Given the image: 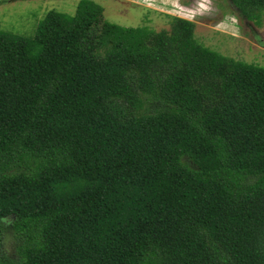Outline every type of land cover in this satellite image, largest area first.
I'll return each mask as SVG.
<instances>
[{"label": "trees", "instance_id": "1", "mask_svg": "<svg viewBox=\"0 0 264 264\" xmlns=\"http://www.w3.org/2000/svg\"><path fill=\"white\" fill-rule=\"evenodd\" d=\"M103 11L0 30V264H264V66Z\"/></svg>", "mask_w": 264, "mask_h": 264}, {"label": "rangeland", "instance_id": "2", "mask_svg": "<svg viewBox=\"0 0 264 264\" xmlns=\"http://www.w3.org/2000/svg\"><path fill=\"white\" fill-rule=\"evenodd\" d=\"M82 0H0V30L35 37L40 22L52 10L75 14ZM103 16L125 27L170 29V17L195 22L202 44L234 59L264 66V13L261 23L249 21L229 0H93ZM205 7L201 8L200 4ZM12 250V249H10Z\"/></svg>", "mask_w": 264, "mask_h": 264}, {"label": "clouds", "instance_id": "3", "mask_svg": "<svg viewBox=\"0 0 264 264\" xmlns=\"http://www.w3.org/2000/svg\"><path fill=\"white\" fill-rule=\"evenodd\" d=\"M200 7H201V8L205 7L204 3H201V4H200Z\"/></svg>", "mask_w": 264, "mask_h": 264}]
</instances>
